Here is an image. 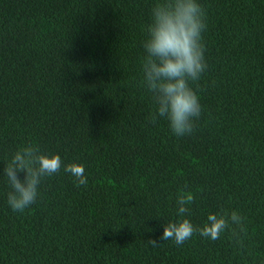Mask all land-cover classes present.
I'll return each mask as SVG.
<instances>
[{"label":"trees","instance_id":"trees-1","mask_svg":"<svg viewBox=\"0 0 264 264\" xmlns=\"http://www.w3.org/2000/svg\"><path fill=\"white\" fill-rule=\"evenodd\" d=\"M157 2L0 0V173L32 144L88 179L77 187L61 167L21 213L0 174V264H264V0H197L208 68L192 84L201 116L181 137L150 122L143 85ZM181 192L194 226L244 217L242 244L227 230L163 241Z\"/></svg>","mask_w":264,"mask_h":264},{"label":"clouds","instance_id":"clouds-1","mask_svg":"<svg viewBox=\"0 0 264 264\" xmlns=\"http://www.w3.org/2000/svg\"><path fill=\"white\" fill-rule=\"evenodd\" d=\"M206 27V14L197 0H159L151 9L142 61L143 85L151 93L155 106L150 122L165 119L177 137L191 135L201 116L202 105L192 84L199 81L208 68L202 39ZM61 167L74 178L77 187L87 186L83 164H65L58 154L42 153L32 144L18 147L0 173L10 187L9 207L23 213L36 203L42 180L58 173ZM20 172L25 173L23 179L18 175ZM191 201L190 194L181 192L176 196L177 214L181 218L165 224L163 241L173 240L182 245L194 233L216 240L227 230L235 243L242 244L240 233H246L244 217L236 211L209 213L203 226H194L183 218L189 212L187 205ZM149 243L158 246L155 240Z\"/></svg>","mask_w":264,"mask_h":264}]
</instances>
